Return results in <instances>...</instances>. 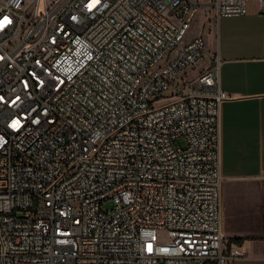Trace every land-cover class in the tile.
I'll use <instances>...</instances> for the list:
<instances>
[{
	"label": "built area",
	"instance_id": "2783aa9c",
	"mask_svg": "<svg viewBox=\"0 0 264 264\" xmlns=\"http://www.w3.org/2000/svg\"><path fill=\"white\" fill-rule=\"evenodd\" d=\"M248 2L212 0L214 23ZM198 9L0 0V264L245 257L222 235L219 60L179 84L204 56Z\"/></svg>",
	"mask_w": 264,
	"mask_h": 264
},
{
	"label": "crops",
	"instance_id": "0c3cea01",
	"mask_svg": "<svg viewBox=\"0 0 264 264\" xmlns=\"http://www.w3.org/2000/svg\"><path fill=\"white\" fill-rule=\"evenodd\" d=\"M246 9L220 18L213 34L192 36L210 51L198 72L216 57L219 87L232 97L220 105L222 235L245 252L233 264H264V6Z\"/></svg>",
	"mask_w": 264,
	"mask_h": 264
},
{
	"label": "rangeland",
	"instance_id": "374dc122",
	"mask_svg": "<svg viewBox=\"0 0 264 264\" xmlns=\"http://www.w3.org/2000/svg\"><path fill=\"white\" fill-rule=\"evenodd\" d=\"M193 1L199 5V9H198V13L196 15V18H195L193 24H192V27H191L189 34L192 35V33L194 32V29L195 30L199 29L200 32H203V31L207 32L206 33L207 35H209V34L211 35V33L213 34L214 28H215V23H214V19L212 18L211 12H210L212 0H193ZM206 6H207V8H206ZM204 26H205V28H203ZM210 31H211V33H210ZM207 53H210V51L205 49L204 50V56H203L202 60L205 61L207 59V57H208ZM165 63L166 62L164 60L160 61L161 65H165ZM197 64L193 68L192 67L188 68V70L186 71L187 72L186 76L183 77L182 80H179L180 85H182L184 83H185V85H187L186 83L191 81L196 76V74L198 72V68L196 67ZM185 91H186V88H185ZM174 143H175V145H178V146H184L182 139H178ZM111 206H112V203L110 201H107V202H104L102 204L101 208H102V210H108L111 208ZM158 237H159V240L165 239V235L163 233H159Z\"/></svg>",
	"mask_w": 264,
	"mask_h": 264
},
{
	"label": "snow or ice",
	"instance_id": "6c2138e0",
	"mask_svg": "<svg viewBox=\"0 0 264 264\" xmlns=\"http://www.w3.org/2000/svg\"><path fill=\"white\" fill-rule=\"evenodd\" d=\"M18 126V125H17Z\"/></svg>",
	"mask_w": 264,
	"mask_h": 264
}]
</instances>
